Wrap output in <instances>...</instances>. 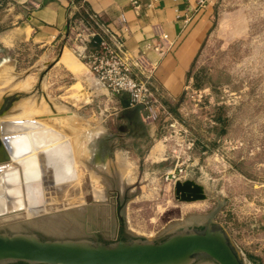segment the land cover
<instances>
[{
  "label": "rangeland",
  "instance_id": "374dc122",
  "mask_svg": "<svg viewBox=\"0 0 264 264\" xmlns=\"http://www.w3.org/2000/svg\"><path fill=\"white\" fill-rule=\"evenodd\" d=\"M209 5L211 25L180 94L161 97L168 118L145 125L138 116L139 135L126 132L117 98L91 84L90 74L67 49L0 44V115L40 119L65 134L77 173L71 186L81 184L86 192L91 187L106 198L90 204L84 190L70 200L79 204L69 202L53 217L46 212L28 220L23 210L51 211L53 204L50 193L35 186L28 199L33 206L0 218V234L93 243L137 236L159 243L182 225L197 227L213 214L242 264H264V0H212ZM18 101L30 106L35 101L42 115H17ZM97 127L101 131L84 143L86 156L76 154L72 141ZM178 166L184 169L178 182L199 186L202 200L174 199L173 185L161 175ZM193 264L213 263L200 256Z\"/></svg>",
  "mask_w": 264,
  "mask_h": 264
},
{
  "label": "crops",
  "instance_id": "0c3cea01",
  "mask_svg": "<svg viewBox=\"0 0 264 264\" xmlns=\"http://www.w3.org/2000/svg\"><path fill=\"white\" fill-rule=\"evenodd\" d=\"M210 2L199 6L196 0H136L133 6L130 0H0V44L28 42L38 49L57 48L75 18L92 26L105 25L123 33L125 50L145 52L155 65L153 84L162 97L172 100L180 94L184 76L211 25ZM160 33L167 36L169 48L161 54L145 49L146 44L157 43ZM89 77L91 84L100 87Z\"/></svg>",
  "mask_w": 264,
  "mask_h": 264
},
{
  "label": "bare ground",
  "instance_id": "6f19581e",
  "mask_svg": "<svg viewBox=\"0 0 264 264\" xmlns=\"http://www.w3.org/2000/svg\"><path fill=\"white\" fill-rule=\"evenodd\" d=\"M80 64L82 67H84L82 63ZM24 82H26L25 79ZM24 82L23 84H25ZM27 84L28 83H26L25 85L28 86ZM22 85H20V88L23 87ZM22 89L24 91L27 90H25L24 88ZM34 102L32 106L34 105ZM39 105H41V102L39 103ZM32 106L18 101V104H16V108H14L17 110H15L14 113H18L17 115H19L22 112L21 115H23V112H27L29 115V112H34L35 115H37L39 118V115H42V111L44 109L41 110L39 106ZM58 107L55 106L56 109ZM60 109H62V107ZM52 110L53 113L50 112L52 115L57 114V110ZM62 110L63 112H65L64 109ZM49 111L50 109L48 110V114ZM52 115L51 118H54V116ZM15 116L2 117L0 115V218L22 211L26 204L28 207L33 206L30 204V201L28 199H30L32 195V189H35V186L37 187L41 185L47 190V192L50 193V195L48 193V195L50 196L49 199L52 200L53 204L52 207L50 206L51 209L49 208L48 210L51 211L33 210L29 211V213L27 214L23 210L21 213L26 215L25 218L28 220L38 219L43 214H46V212H50L48 217H53L55 216L54 210L55 212H57V210L63 211V209H66L69 205L72 204V202H75L76 205L77 201H75V199L72 202H70V200L74 195H79V193L81 195V192L85 190V188H83L81 184L75 185L77 186V188L71 186L73 182L77 180L75 162L72 154L73 149H71L72 146L65 134H61L57 130L41 124L42 122L40 119L39 121L37 119H24L25 116L23 118ZM57 117L60 116L57 114ZM47 119L49 120V118ZM44 120H46V118ZM100 131V127H97L95 129L92 128V130L89 132V135L86 133L87 135L85 136V139L84 137H77L74 141H72V145L77 151L76 154L83 153L86 156L87 150L85 149L84 143L89 141L90 138L96 136ZM11 134L13 136H11ZM116 162H119L118 159ZM107 167H109V164L106 166V170ZM106 170L103 171L105 172ZM94 178L98 177L94 176ZM75 183L77 184V182ZM14 184L19 187L16 192L10 190V187ZM84 197L86 199H89L88 202H90V204L92 203L94 205L95 203H99L102 200L105 201L106 199L103 195V192L94 190L91 187L86 192V196ZM81 198L83 197L81 196ZM67 202H70L71 204L69 203L67 205ZM77 203L79 204V202ZM84 206H86V204ZM79 208L82 207H77L76 210H78ZM20 219H22L23 221V218ZM23 222H27V220ZM9 223L11 224V222Z\"/></svg>",
  "mask_w": 264,
  "mask_h": 264
},
{
  "label": "water",
  "instance_id": "95a60500",
  "mask_svg": "<svg viewBox=\"0 0 264 264\" xmlns=\"http://www.w3.org/2000/svg\"><path fill=\"white\" fill-rule=\"evenodd\" d=\"M174 199L194 202L204 198L190 182L173 185ZM213 214L197 227L182 225L163 241L131 237L115 243L80 239L39 240L33 233L0 234V264H193L204 257L213 264H242Z\"/></svg>",
  "mask_w": 264,
  "mask_h": 264
},
{
  "label": "built area",
  "instance_id": "2783aa9c",
  "mask_svg": "<svg viewBox=\"0 0 264 264\" xmlns=\"http://www.w3.org/2000/svg\"><path fill=\"white\" fill-rule=\"evenodd\" d=\"M196 3L203 6L205 0H196ZM130 4L137 6L136 0H130ZM121 29L126 32L125 28ZM156 40L155 44H146L145 49L161 54L169 48L165 34L160 33ZM123 42V33L101 24L92 26L81 18H75L71 20L60 46L83 63L94 81L103 87L105 95L114 99L123 95L125 108H136L143 124L152 125L160 117L165 121L169 114L161 103L160 90L153 84L154 63L147 59L144 51L131 54L125 50ZM183 176L184 169L178 166L163 172L161 179L174 185Z\"/></svg>",
  "mask_w": 264,
  "mask_h": 264
},
{
  "label": "trees",
  "instance_id": "16d2710c",
  "mask_svg": "<svg viewBox=\"0 0 264 264\" xmlns=\"http://www.w3.org/2000/svg\"><path fill=\"white\" fill-rule=\"evenodd\" d=\"M117 100L119 101L120 105L124 108L122 112V116L127 124V132L134 134V135H139L142 125L139 123L138 120V112L137 109H126L125 108V97L118 96Z\"/></svg>",
  "mask_w": 264,
  "mask_h": 264
},
{
  "label": "flooded vegetation",
  "instance_id": "af4514ba",
  "mask_svg": "<svg viewBox=\"0 0 264 264\" xmlns=\"http://www.w3.org/2000/svg\"><path fill=\"white\" fill-rule=\"evenodd\" d=\"M125 130H126V132H127V124H126V126H125ZM18 186L16 185V184H14V185H12L11 187H10V190L11 191H13V192H16L17 190H18ZM119 240H124V238L121 236L120 238H119ZM19 264H24V263H19Z\"/></svg>",
  "mask_w": 264,
  "mask_h": 264
}]
</instances>
